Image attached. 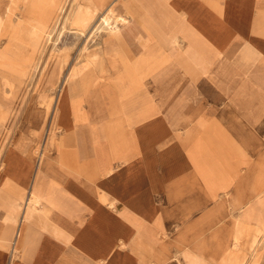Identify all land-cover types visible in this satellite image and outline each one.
Here are the masks:
<instances>
[{"label": "crops", "instance_id": "1", "mask_svg": "<svg viewBox=\"0 0 264 264\" xmlns=\"http://www.w3.org/2000/svg\"><path fill=\"white\" fill-rule=\"evenodd\" d=\"M164 1L167 8L151 11L140 0L120 1L127 21L117 32L136 40L114 46L117 33L102 32L88 48L82 101L73 97L63 111L52 150L47 137L41 143L42 160L36 164L26 136L0 145V264H186L182 236L208 242V227L217 241L227 238L226 249L216 259L192 257L228 264L230 243L244 232L228 206L236 210L237 202L244 218L263 219L264 107L252 104L242 112L248 121L236 122V106L214 114L189 106L174 87L162 114L145 83L159 91L179 68L205 77L194 98H264V0ZM246 152L247 180L236 186V157L247 162ZM165 210L183 213L163 219ZM146 226L160 228L157 243Z\"/></svg>", "mask_w": 264, "mask_h": 264}, {"label": "rangeland", "instance_id": "2", "mask_svg": "<svg viewBox=\"0 0 264 264\" xmlns=\"http://www.w3.org/2000/svg\"><path fill=\"white\" fill-rule=\"evenodd\" d=\"M31 1L0 0V145L3 143V146H6L11 142L14 144L20 136L30 138L37 164L41 157V143L45 142L46 137V147L52 150L53 144L48 138L52 132L55 136L60 132L58 122L65 120L63 111L72 106V98L82 101L84 77L79 74L88 69L83 66L85 54L88 48L92 49L93 44L98 41V34L94 35L95 26L100 18L109 12L108 5L117 0H109L102 8L91 0H58L60 9L53 15ZM118 9L119 5L116 6L115 13ZM134 40L136 39L127 35L125 44ZM62 61L64 64L58 69V64ZM177 70L175 78H167V81L160 83L159 91H154V83H145L146 93L160 106L162 114L166 112V106L170 102L169 89L174 87L182 89L187 96L183 100L189 106L203 104V108H210V112L214 114H217L214 109L220 112L224 108L236 106V122L248 121V115L242 112L248 113L252 104L264 107V98L237 97L233 100L212 97L213 94H210V97L194 98L193 96L200 94L196 92L207 84L205 77H186L181 69ZM70 74L76 76L71 77ZM82 105L88 111L86 100ZM239 111L241 115L238 114ZM260 121L264 122V116ZM32 130L38 134H33ZM2 152L0 146V158ZM249 158L247 152L241 156V159L247 162H241L239 157H236V186L239 182L247 180ZM32 176L33 169L26 171L28 188ZM237 190L236 188V194L241 197ZM248 198L247 195L246 199ZM233 208L228 206L230 215L239 222V228L244 232L239 236V248L231 252L226 261L228 264H264V241H261L264 231H257L264 230V217L261 220L258 217L251 219L250 216L244 218L241 213L244 209L237 202L236 210ZM24 210H20L21 215ZM182 213L180 210H165L161 217L176 219ZM166 229L173 237L176 228ZM159 232V227L144 228V234L152 243L158 242ZM196 239L193 248L188 249L189 252L191 250L190 254L205 255V242L201 238ZM129 244L130 242L127 245ZM163 246L164 244L161 247ZM192 256L191 259L195 260L196 264H203L200 259ZM170 263L180 264L177 259Z\"/></svg>", "mask_w": 264, "mask_h": 264}, {"label": "bare ground", "instance_id": "3", "mask_svg": "<svg viewBox=\"0 0 264 264\" xmlns=\"http://www.w3.org/2000/svg\"><path fill=\"white\" fill-rule=\"evenodd\" d=\"M109 0H102V1H98V0H91V2L93 4H96L99 8H102L104 6L105 3H107ZM121 0H118V2H114L112 3V5H108L109 7V12L105 13L99 20L98 24L95 26L94 29V35L98 34L99 37H101V33L102 32H115L117 33L114 41H113V45L114 46H122L123 44H125V40L127 35L124 34L125 30L123 29V33L122 35H120L117 30L120 29V26L123 25L127 19L125 16H123L120 12H116L115 13V8L116 6L119 5ZM144 3V5L146 6V8L148 9V11L152 10L151 8H153V6H160V9L162 8H167V6H169L168 1H164V0H140ZM31 2H33L34 5H36L39 8L45 9V11L47 13H49L50 15L56 14L59 12L60 6H59V2L58 0H32ZM112 2V1H111ZM174 2V1H173ZM22 5V4H21ZM78 9V8H77ZM174 9V8H173ZM63 11V10H62ZM10 13V12H9ZM8 13V14H9ZM131 14V13H130ZM134 17V16H133ZM67 18V17H66ZM77 19V18H76ZM66 20V19H65ZM131 20V19H130ZM17 21V20H16ZM145 23L148 26V28H151L150 26L152 25V21L150 19H145ZM168 23V22H167ZM175 28H178L177 26ZM161 29V28H160ZM159 28L155 29L154 31L157 33V35L162 39V40H166L169 41L167 39L166 36L163 35V33L160 31ZM174 29V28H173ZM38 30V29H37ZM172 30V29H171ZM178 31V30H177ZM79 33V32H78ZM126 33V32H125ZM51 37V36H50ZM130 39V38H129ZM104 40V39H103ZM112 42H110L111 44ZM181 43V42H180ZM93 59L97 57V54L92 56ZM95 60V59H94ZM61 64V65H60ZM63 61L61 63L58 64V69H60V67L63 65ZM80 64V63H79ZM92 64H94V61L92 62ZM53 74V73H52ZM71 75V74H70ZM110 75V74H109ZM108 75V76H109ZM68 76V75H67ZM67 80V77H65ZM64 78V79H65ZM59 111V110H58ZM57 112V111H56ZM58 115V114H57ZM56 121V120H55ZM49 134V132H48ZM47 134V135H48ZM54 132H52V134L49 136V140L51 142V140L53 139L54 136ZM247 139V138H246ZM41 153V148H40V152ZM44 157V156H43ZM43 157H40L39 160H42ZM43 161H41L40 165L38 166V173L40 171V169L43 166ZM37 173V174H38ZM216 181V180H215ZM217 184V183H216ZM220 188V187H219ZM32 193L34 194V188L32 190ZM50 193H48L49 196ZM47 197V195H45ZM244 197V195H243ZM246 198V196H245ZM246 202V200H245ZM23 217H19V220H22ZM8 221V220H7ZM209 230V240L208 242H205V255L210 256L213 259H216L218 256H220L224 250L226 249L228 240L227 238L222 239L221 241H217L216 240V231H213V229L211 227L207 228ZM20 231L23 233L25 232L24 229H20ZM156 237V236H155ZM196 238H193L190 240V236L189 235H184L182 236V241L180 242V247H181V252L183 255V262H185L186 264H196L195 260L191 259V250L189 252V248H191L194 245ZM200 239V237H198L196 240ZM166 242V241H165ZM170 244L168 243H164L163 249H167L169 247ZM129 246V245H128ZM240 244H239V238L236 237L234 238L231 243H230V249L231 251H236L239 248ZM162 248V247H161ZM193 248V247H192ZM22 249V248H21ZM147 250V249H146ZM150 251V250H149ZM148 255V253H147ZM154 255V254H153ZM163 256V255H162ZM153 257V256H152ZM161 258V257H160ZM153 259V258H152ZM165 261V258H163ZM141 261V260H140ZM143 261V259H142ZM162 261V260H161ZM147 262V260H146ZM179 262L181 263V260L179 259Z\"/></svg>", "mask_w": 264, "mask_h": 264}]
</instances>
